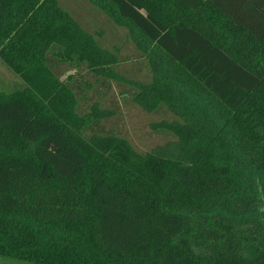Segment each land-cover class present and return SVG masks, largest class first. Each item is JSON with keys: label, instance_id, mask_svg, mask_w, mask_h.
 I'll return each instance as SVG.
<instances>
[{"label": "trees", "instance_id": "1", "mask_svg": "<svg viewBox=\"0 0 264 264\" xmlns=\"http://www.w3.org/2000/svg\"><path fill=\"white\" fill-rule=\"evenodd\" d=\"M90 1L129 29L151 81L122 95L165 111L166 143L141 154L104 127L118 48L58 0H0V57L25 82L0 93V256L264 264V0ZM93 84L112 110L81 112Z\"/></svg>", "mask_w": 264, "mask_h": 264}, {"label": "rangeland", "instance_id": "2", "mask_svg": "<svg viewBox=\"0 0 264 264\" xmlns=\"http://www.w3.org/2000/svg\"><path fill=\"white\" fill-rule=\"evenodd\" d=\"M58 3L79 21L85 30L97 35L100 33V39L98 40L101 44L111 50L118 48L121 57L129 58L115 66L116 75L114 78L107 79L108 84L111 85L110 94L115 96L119 102L120 110L103 121L104 127L109 131L114 130L116 134L127 139L141 154L151 152L158 146L164 145L166 138L155 133L156 131L153 128L164 119L165 111L149 113L133 101L132 93L130 97L122 95L127 89H133L135 92L139 88V84L151 81V74L146 68L147 66L133 58L135 56L132 50L135 46L130 40L129 29L117 23L115 17L113 18V10L106 6L104 10L90 0H58ZM81 74L87 75L86 77L90 83L102 81L101 78L96 81L90 73L77 68L69 69L65 79L67 80L69 76L73 75L74 78L79 77L82 80ZM24 86L25 82L17 73V70L0 57V93L15 92L24 88ZM93 86H95L94 89L89 90L87 93V101H82L80 104L81 112L86 113L89 111L90 106L97 100L104 110H112L106 88L99 84H93ZM101 94H104L105 98L101 99ZM0 264L18 263L15 260L0 256Z\"/></svg>", "mask_w": 264, "mask_h": 264}]
</instances>
